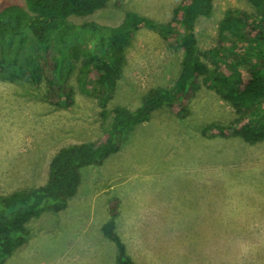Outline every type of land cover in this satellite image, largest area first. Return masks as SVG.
Segmentation results:
<instances>
[{"label": "rangeland", "instance_id": "374dc122", "mask_svg": "<svg viewBox=\"0 0 264 264\" xmlns=\"http://www.w3.org/2000/svg\"><path fill=\"white\" fill-rule=\"evenodd\" d=\"M181 1L109 0L106 7L86 16H71V20L115 26L126 10H134L166 23ZM9 5L26 8L25 0H0V11ZM230 8L258 13L248 0H214L212 14L198 20L200 56L211 72L220 73L225 67L216 50L225 53L219 29ZM124 57L121 75L106 105L101 96L91 93L90 83H83L80 61L67 75L75 90L71 105L49 102L44 78L37 85L17 81L12 91L7 90L24 99L25 105L20 111L11 106V113L0 114V194L45 184L51 159L59 149L94 141L103 134L109 124L106 111L116 105L136 108L151 88L173 86L181 68L182 49L170 47L159 31L144 27L135 32ZM9 100L14 103V98ZM237 116L235 107L201 78L186 112L160 107L125 134L119 150L102 164L83 166L80 186L67 206L57 212L45 210L30 219L28 241L6 264H115V242L101 230L110 217L108 202L114 197L121 200L115 229L127 253L138 264H147L142 253L160 245L175 264L180 259L183 231L179 218L186 220L203 211L195 208L201 190L192 182L198 180L197 171L209 166L210 177L213 169L216 173L215 189L205 194L209 199L205 206L214 205L204 209L205 217H212L210 209H217L220 200L222 217H232L230 223L221 225L220 235L235 237L236 264H264V139L249 143L240 136L208 130L210 125L230 124ZM181 198L190 203L189 211L180 208ZM136 201L158 205L147 209L148 213L142 209L138 215ZM185 227L188 236L203 235L200 226ZM205 228L207 245V237L216 233L215 226Z\"/></svg>", "mask_w": 264, "mask_h": 264}, {"label": "trees", "instance_id": "16d2710c", "mask_svg": "<svg viewBox=\"0 0 264 264\" xmlns=\"http://www.w3.org/2000/svg\"><path fill=\"white\" fill-rule=\"evenodd\" d=\"M109 0H25L26 8L9 5L0 11V78L47 82L46 98L58 105H71L75 90L67 82L69 69L80 61L83 83L106 105L124 64V49L141 28L156 29L172 48L182 49L180 71L173 86L151 88L136 108L116 105L105 114L109 124L94 141L73 143L52 157L45 184L0 194V264L28 241L27 222L45 210L60 211L78 191L81 168L102 164L120 148L125 134L147 121L162 106L182 114L200 79L216 88L236 109L230 124L210 125L222 136H240L249 143L264 139V0H248L258 13L230 8L220 22L219 53L225 67L211 72L201 58L196 25L210 16L214 0H182L166 23L126 10L118 25L78 24L71 16H86L106 7ZM226 37V38H225ZM227 40L223 43L224 40ZM216 56V55H215ZM120 199L108 202L110 217L102 224L105 236L117 247L116 264H137L117 233L115 218Z\"/></svg>", "mask_w": 264, "mask_h": 264}, {"label": "crops", "instance_id": "0c3cea01", "mask_svg": "<svg viewBox=\"0 0 264 264\" xmlns=\"http://www.w3.org/2000/svg\"><path fill=\"white\" fill-rule=\"evenodd\" d=\"M17 81L18 82L19 81L29 82L30 79H25L21 77L14 78V79L0 78V114L1 116L3 113H11L10 108H12L13 106H16V108H19V111H20L21 108L25 105L24 99L22 100L21 97H19L17 94L14 93V91L12 93L7 92L8 89H10L11 91L14 89ZM10 97L14 98L13 104L9 100ZM202 139L203 140H200V141L202 142V147H203L204 137ZM202 152L205 154L204 148ZM203 156H206V154ZM210 170L211 169L209 166V168H203L200 171H197L196 174L198 175V180L196 182H192V183H197L196 186H198V189L201 190L200 197H199V200L197 201L195 208L199 207L198 210H203V211L202 212L198 211L197 214L193 216H189L186 220L183 217L179 218L180 219L179 223L183 227L182 228L183 231H182V236L180 237V254H179L180 259L175 264H236L235 237L220 235L221 225L230 223L229 219H231L232 217L230 216L222 217V212L220 210V203H221L220 200H219V204L216 205L217 209H210L212 210L211 218H206L204 214L206 212V210L204 209L206 208L208 209L210 206L214 205L213 204L214 202H213L209 204V207L205 206V204L209 202L208 201L209 199L205 197L206 196L205 194L215 189L214 184H215V174L216 173H215V170L213 169L212 177H210V174H209ZM218 181H219V174H218ZM216 187H217V191H219L220 189L219 184ZM217 199H215V201ZM145 202L146 201H143V203L142 201H136L135 212L138 215H142L141 214L142 209L143 210L146 209L144 210V213L146 212L148 213L147 209L148 210L153 209L154 207H157L158 205V202L148 203L147 205L144 204ZM142 204L144 205L142 206ZM144 206L146 207L148 206V207L146 208ZM180 208L182 209V211H184L185 209L189 211L190 203L186 199L183 200L181 198ZM187 224H192V225L194 224V225L200 226L199 228L202 229L203 235L202 236H188V233L185 227L187 226ZM205 226H215V230H213V232L216 233V236L215 234H213V236L207 237V240L209 241L207 245L205 244V236H209V235H206V231H208V229H206ZM139 247L143 248V245L140 244ZM155 247L157 249L149 248L147 251H144L142 253L145 255L146 258H148L147 264H174L169 259L170 256H169V252L167 249L160 248L161 247L160 245H156ZM207 249H211L212 251L207 250ZM133 260L136 262L134 258ZM115 264H116V260H115Z\"/></svg>", "mask_w": 264, "mask_h": 264}]
</instances>
